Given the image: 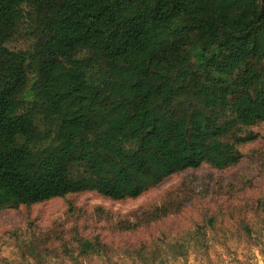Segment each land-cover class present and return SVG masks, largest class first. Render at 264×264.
Masks as SVG:
<instances>
[{
	"label": "trees",
	"instance_id": "obj_1",
	"mask_svg": "<svg viewBox=\"0 0 264 264\" xmlns=\"http://www.w3.org/2000/svg\"><path fill=\"white\" fill-rule=\"evenodd\" d=\"M25 24L32 44L11 49ZM260 123L264 0H0V212L86 192L135 199L226 169ZM160 251L134 253L150 264Z\"/></svg>",
	"mask_w": 264,
	"mask_h": 264
},
{
	"label": "rangeland",
	"instance_id": "obj_2",
	"mask_svg": "<svg viewBox=\"0 0 264 264\" xmlns=\"http://www.w3.org/2000/svg\"><path fill=\"white\" fill-rule=\"evenodd\" d=\"M31 44L25 24L8 46ZM246 130L255 139L240 146L238 164L175 174L139 198L86 192L3 210L0 264H144L134 251L152 243L161 251L150 264H264V123ZM172 203L163 218L152 216ZM96 239L105 250L90 251ZM169 241L183 243L187 254L165 252Z\"/></svg>",
	"mask_w": 264,
	"mask_h": 264
}]
</instances>
